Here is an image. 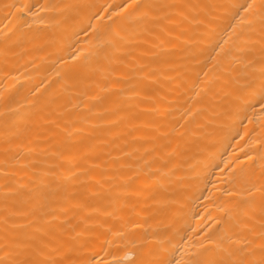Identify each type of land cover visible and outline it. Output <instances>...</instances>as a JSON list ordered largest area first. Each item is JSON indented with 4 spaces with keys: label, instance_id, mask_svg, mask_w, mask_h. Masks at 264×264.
Listing matches in <instances>:
<instances>
[{
    "label": "bare ground",
    "instance_id": "6f19581e",
    "mask_svg": "<svg viewBox=\"0 0 264 264\" xmlns=\"http://www.w3.org/2000/svg\"><path fill=\"white\" fill-rule=\"evenodd\" d=\"M129 2L0 0V202L6 184L62 182L73 155L96 143L92 126L114 118L101 124L109 143L88 153L101 161L87 181L92 202L108 214L79 238L77 255L100 264L186 260L225 213L259 211L260 193L246 190L264 183V115L257 109L241 123L217 99L245 0H134L175 6L156 35L131 8H116ZM116 32L124 39L110 47ZM100 48L106 56L93 54ZM190 109L197 114L183 119ZM69 118L85 129L83 141H65Z\"/></svg>",
    "mask_w": 264,
    "mask_h": 264
},
{
    "label": "snow or ice",
    "instance_id": "6c2138e0",
    "mask_svg": "<svg viewBox=\"0 0 264 264\" xmlns=\"http://www.w3.org/2000/svg\"><path fill=\"white\" fill-rule=\"evenodd\" d=\"M116 8H131L132 13L143 20L145 31L156 35L151 31L152 28H159L161 33L168 31L167 25L173 20L170 12L175 6L153 2L140 4L130 0ZM243 13L248 15L244 16ZM234 18L241 20L244 28L233 48L225 53L229 63L220 66L226 90L217 99L226 97L235 115L243 123L250 118L249 112L255 114L259 109V114L264 115V0H259V3L245 0V3L238 6ZM123 39L116 32L107 44L115 47ZM93 54L106 56V50L100 48ZM74 106L84 107V104L78 102L77 105H69L70 108ZM196 114L190 109L183 119L187 120ZM118 122L117 119L101 116V124L115 126ZM81 123L88 121L83 120ZM101 124H94L88 131L89 140H95L96 143L90 142L83 154L77 152L73 155L62 182L41 178L38 182L21 185L18 189L5 185L0 202V264H100L95 255L82 260L77 253L80 251L79 238L90 231L93 224L99 223L101 216L108 214L100 203L92 202L95 194L90 192L92 186L87 183L91 178V169L101 167L99 156L90 160L88 153L97 151L96 144L109 143L99 139L102 134L111 132L110 128H102ZM62 131L66 142L76 141L77 137L80 141L84 140L81 133L85 129L72 118L66 120ZM122 135L129 136L131 132ZM104 154L112 159L110 152L104 151ZM53 155L57 159H63L64 156L59 152ZM104 165L107 166V159ZM45 175L55 176L56 173L46 172ZM96 183L99 184V181ZM69 185L79 187L70 188ZM246 191L248 196L260 193L258 214L255 211L235 215L227 212L217 220L215 231L201 241L199 250L189 253L186 260L168 256L146 264H264V183L259 188L253 185ZM245 202L255 204L254 200Z\"/></svg>",
    "mask_w": 264,
    "mask_h": 264
}]
</instances>
